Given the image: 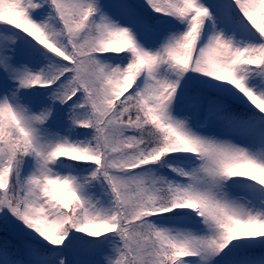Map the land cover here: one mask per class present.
<instances>
[{
    "label": "snow or ice",
    "instance_id": "obj_1",
    "mask_svg": "<svg viewBox=\"0 0 264 264\" xmlns=\"http://www.w3.org/2000/svg\"><path fill=\"white\" fill-rule=\"evenodd\" d=\"M0 264H264V0H0Z\"/></svg>",
    "mask_w": 264,
    "mask_h": 264
}]
</instances>
